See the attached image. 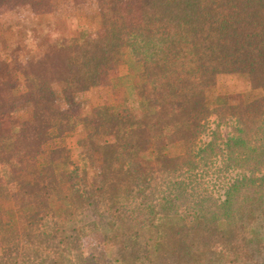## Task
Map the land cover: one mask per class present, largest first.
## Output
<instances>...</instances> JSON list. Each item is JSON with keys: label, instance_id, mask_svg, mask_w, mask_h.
<instances>
[{"label": "trees", "instance_id": "16d2710c", "mask_svg": "<svg viewBox=\"0 0 264 264\" xmlns=\"http://www.w3.org/2000/svg\"><path fill=\"white\" fill-rule=\"evenodd\" d=\"M53 1L0 9L45 16ZM99 9L102 35L56 40L22 68V94L0 62V264H264V0H138L132 24L123 0ZM220 74L246 75L259 94L218 95ZM106 81L94 120L57 105L53 86L77 105ZM24 102L26 116L8 111ZM211 116L232 131L200 145ZM78 126L96 184L66 146ZM216 163L236 172L218 194L205 178Z\"/></svg>", "mask_w": 264, "mask_h": 264}, {"label": "rangeland", "instance_id": "374dc122", "mask_svg": "<svg viewBox=\"0 0 264 264\" xmlns=\"http://www.w3.org/2000/svg\"><path fill=\"white\" fill-rule=\"evenodd\" d=\"M103 0H80L74 2L71 0H54L51 15H35L31 8L27 5L19 7H1L0 9V62L3 64L1 69L2 80L7 81L10 87L17 93L24 92L21 70L31 59L38 58L41 54L51 49L55 41L61 37H68L70 33H78L86 35L89 38L100 37L103 33L101 27V14L99 3ZM125 5V15L129 19V23H135L139 19L138 0H123ZM6 67H5V66ZM111 65L109 75L116 76L123 70ZM109 82L106 81L98 87L90 89L86 93H81L77 99V105H66L63 101L62 88L53 86L57 93V105L60 108L71 112L74 116L84 117L86 110H89V120H94L95 115L91 110H95L105 103L111 102ZM216 93L220 96L236 97L238 95H254L259 94L253 91L246 75L240 74H220L216 80ZM233 100V99H232ZM19 106V107H18ZM26 102L9 108L12 113H19L15 116H26L30 106ZM86 111V112H85ZM7 122V118L4 120ZM94 122V121H93ZM95 123V122H94ZM82 124V123H81ZM79 126H82V125ZM66 137V146L71 152L73 163L79 165L82 171L87 175L90 183L98 182L99 169L97 165L81 164L80 158L77 156V142L83 137L84 132L81 127ZM233 126L232 121L220 125L216 116H211L209 130L199 141L203 145L210 141L211 133L217 130L222 139L225 140L231 133ZM174 154L183 153L181 148H177ZM219 163L215 164V168L209 171L205 177L210 180V187L215 193H222L220 188L236 175L216 173ZM208 172V171H207ZM216 175H218L216 181ZM225 175V177H224ZM226 178V179H225ZM100 240L99 234H94L84 239V251L87 254L95 251Z\"/></svg>", "mask_w": 264, "mask_h": 264}]
</instances>
